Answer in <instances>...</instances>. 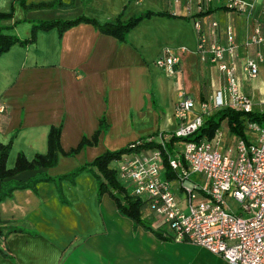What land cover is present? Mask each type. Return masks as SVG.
Listing matches in <instances>:
<instances>
[{"label":"crops","instance_id":"0c3cea01","mask_svg":"<svg viewBox=\"0 0 264 264\" xmlns=\"http://www.w3.org/2000/svg\"><path fill=\"white\" fill-rule=\"evenodd\" d=\"M144 11L167 14L139 20L123 41L81 21L61 34L55 27L39 30L33 43L13 45L0 54V144L14 134L7 168L14 166L20 152L27 159L45 154L52 126L59 125V146L67 151L83 136L90 138L101 118L104 124L96 140L74 155L59 153L53 167L0 179V190L2 182H27L43 171L56 177L106 149L170 133L179 123L174 106L184 97L193 101L196 112L199 102L222 86L224 77L216 65L200 61L194 52L193 17L208 39L219 42L224 25H231L239 90L259 105L264 96V66L260 64L251 79L240 72V62L254 52V46H244L249 23L221 6L188 13L183 2L167 0H26V6L17 0H0V13L11 12L0 18V27L4 33L28 37L32 21L85 16L105 22ZM211 20L217 21L215 30ZM163 48L179 58L170 74L153 63ZM244 80H252L251 86ZM223 120L221 145L225 147L236 135ZM145 214L154 227L152 215ZM9 227L28 232L5 234ZM0 249V264H229L190 242L161 240L149 230L133 228L109 194L97 197L95 178L87 171L72 181L55 178L39 181L34 188L13 189L0 202Z\"/></svg>","mask_w":264,"mask_h":264},{"label":"built area","instance_id":"2783aa9c","mask_svg":"<svg viewBox=\"0 0 264 264\" xmlns=\"http://www.w3.org/2000/svg\"><path fill=\"white\" fill-rule=\"evenodd\" d=\"M167 1L183 2L188 13L221 6L244 17L249 23L244 46H254V52L240 62V72L251 79L257 75L259 65L264 66V0ZM192 25L194 52L200 61L217 66L224 83L199 102L196 112L190 98L180 99L173 110L179 121L176 128L168 134L148 136L146 140L153 139L157 145L120 154L112 169L128 194L145 200L148 213L164 224V236L202 247L229 264H264V125L244 121V138L233 136L225 147L219 128L210 138L185 139L221 108L252 111V101L239 90L235 76L236 44L231 25H224L221 42L208 39L194 17ZM210 27L215 30L217 21L211 20ZM178 60L177 54L163 48L153 63L170 74ZM261 106L260 111L264 110V97ZM191 113L194 116L189 118ZM170 137L181 140L170 143ZM137 142L129 146L134 148ZM176 142L181 146L173 149ZM163 161L171 172L168 177Z\"/></svg>","mask_w":264,"mask_h":264},{"label":"trees","instance_id":"16d2710c","mask_svg":"<svg viewBox=\"0 0 264 264\" xmlns=\"http://www.w3.org/2000/svg\"><path fill=\"white\" fill-rule=\"evenodd\" d=\"M18 3L22 6H26V0H17ZM157 14H167L166 12H150L144 11L141 14L132 16L126 20H120L118 17L114 18L110 21L99 22L95 19L88 18L85 16H77L72 19H50V20H37L32 21L31 23V32L28 37H21L16 34H8L4 33L2 29L4 27H0V54L8 51L13 45H19L22 47H26L29 44L33 43L36 38V33L39 30H49L53 27L56 28L58 34H61L65 29L69 28L72 25L77 24L78 22L84 21L89 22L93 26L99 30V32L111 35L117 38L120 41L125 39V35L127 31L133 27L139 20L149 17L151 15ZM10 13H0V18L10 16ZM225 119L227 123L228 130L231 134L236 136H241L244 138L243 127L244 121L249 120L253 121L259 125H264V110L262 111H249L246 113H242L241 111L233 110L230 108H221L207 116L203 123L189 136L185 139H193L196 140L202 136L210 138L214 133V130L219 126L220 121ZM104 124L102 118L99 120V125L90 138L82 137L81 140L77 143V145L73 148H70L67 151H62L58 138L60 127L52 126L48 132L47 139V152L45 154L37 153L31 159H27L23 153H18L15 164L12 168L6 167V158L10 149V145L12 142L13 135L9 139L7 143L0 144V179L11 177L14 174L28 170V169H40V168H48L53 167L57 162L58 154H62L65 156H72L76 152H78L84 145L90 144L94 142L98 136V134L103 131ZM153 135V134H152ZM151 136V135H149ZM148 136L140 137L136 141V146L134 148L130 147L129 144L122 146L118 149L109 150L106 149L93 157L90 161L83 162L82 164L72 168L68 172L60 174L56 177L50 176L47 172L43 171L33 177L31 180L27 182L14 183L12 181L2 182V189L0 190V202L7 196L11 194L13 189L15 188H23V187H31L34 188L35 184L39 181H49L54 180L55 178L59 181L61 179H67L72 181L74 176L77 175L81 171L90 172L96 181V192L97 197L99 198L102 193L109 194L116 205L118 212L129 218L132 227L136 228L137 226L149 230L153 232L155 237L161 240L171 239L168 236H164L161 231L164 230V224L150 217L152 221H154V227L151 226L150 220L147 218L145 212L147 211L145 208V200H140L128 194V192L122 187L119 183L118 179L112 168L108 167V163L117 158L121 153L128 152L131 150H138L144 147H152L157 145L155 140H146ZM181 140V138L170 137L169 142H173L175 140ZM165 166V175L170 176L171 172L167 168V163L163 161ZM14 183V184H13ZM56 189L59 191V185L56 184ZM150 215V214H149ZM12 231H25L19 227H9L5 234ZM1 250V249H0Z\"/></svg>","mask_w":264,"mask_h":264},{"label":"rangeland","instance_id":"374dc122","mask_svg":"<svg viewBox=\"0 0 264 264\" xmlns=\"http://www.w3.org/2000/svg\"><path fill=\"white\" fill-rule=\"evenodd\" d=\"M244 81H246L247 82V85H250L251 86V81L252 80H244ZM250 99H251V101H252V107H251V109H252V111H260L261 109H262V106H261V103H262V99L259 101V105H257V104H255V102H254V98H253V96L251 95V96H248ZM264 97V96H263ZM219 129L221 130V131H223L224 132V129H225V122H224V120H221L220 121V124H219ZM222 132V133H223ZM249 137V136H248ZM224 140V139H223ZM181 146V143L180 142H176V143H173V149H178L179 147ZM118 149V148H117ZM123 153H125V152H123ZM123 153H121V154H123ZM113 163H114V159L113 160H111V162H110V164L108 163V167H110V168H112L113 167ZM173 189H174V191H175V193L176 194H179L178 193V191H177V189H176V186H173ZM245 215V214H244ZM248 215H245L244 217H247ZM153 219V218H152ZM154 222V221H153ZM154 224V223H153Z\"/></svg>","mask_w":264,"mask_h":264}]
</instances>
